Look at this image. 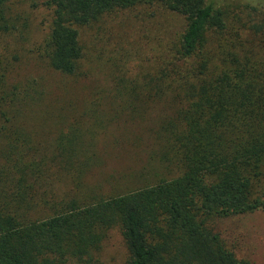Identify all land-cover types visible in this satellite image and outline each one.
I'll return each mask as SVG.
<instances>
[{
	"label": "trees",
	"instance_id": "16d2710c",
	"mask_svg": "<svg viewBox=\"0 0 264 264\" xmlns=\"http://www.w3.org/2000/svg\"><path fill=\"white\" fill-rule=\"evenodd\" d=\"M13 1L0 0V37L15 30ZM46 5L52 22L44 57L67 77L77 75L84 57L79 29L114 12L158 6L185 25L155 75L119 80L113 95L104 91L79 114L62 115L49 153L26 142L28 131L0 113V264H98L95 256L114 228L126 264H249L212 223L264 210V42L242 40L243 27L230 25L214 0ZM10 102L0 95V110ZM103 103L131 120L166 103L171 115L150 136V158L178 176L109 196L86 187V174L100 165L98 137L113 122L100 111ZM63 177L68 199L52 189Z\"/></svg>",
	"mask_w": 264,
	"mask_h": 264
},
{
	"label": "rangeland",
	"instance_id": "374dc122",
	"mask_svg": "<svg viewBox=\"0 0 264 264\" xmlns=\"http://www.w3.org/2000/svg\"><path fill=\"white\" fill-rule=\"evenodd\" d=\"M48 1L11 2L8 7L15 30L0 37V91L4 92L0 95L5 102L12 101L0 113H7L14 126L27 130L25 141L33 140L42 154L50 152L55 130L63 128L62 115L79 114L85 102L105 98L104 91L113 95L112 87L119 80L155 75L167 58V45L185 25L182 18L158 6L114 12L79 29L84 57L77 75L67 77L52 70L44 57L52 22ZM214 1L229 13L230 25L243 27L242 40L264 42V0ZM117 107L103 103L100 109L113 122L98 137L94 151L100 165L86 175V186L109 196L177 177V171L170 172L150 158V136L171 115L166 103L152 104L145 115L132 120L126 114L117 116ZM70 188L67 179L52 186L64 199L70 198ZM212 227L237 259L264 264V210L215 220ZM95 257L98 264H126L127 250L118 228L108 232Z\"/></svg>",
	"mask_w": 264,
	"mask_h": 264
},
{
	"label": "crops",
	"instance_id": "0c3cea01",
	"mask_svg": "<svg viewBox=\"0 0 264 264\" xmlns=\"http://www.w3.org/2000/svg\"><path fill=\"white\" fill-rule=\"evenodd\" d=\"M93 168H94V167H93ZM93 168H92V169H93ZM92 169H91V170H92ZM88 173H89V172H88ZM88 173H87V174H88ZM87 174H86V175H87ZM85 177H86V176H85ZM65 179H67V178L65 177ZM84 183H85V178H84ZM85 185H86V184H85ZM86 187H87V186H86Z\"/></svg>",
	"mask_w": 264,
	"mask_h": 264
}]
</instances>
